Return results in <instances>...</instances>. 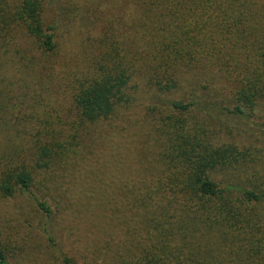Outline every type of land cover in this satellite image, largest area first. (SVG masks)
<instances>
[{
	"label": "trees",
	"instance_id": "16d2710c",
	"mask_svg": "<svg viewBox=\"0 0 264 264\" xmlns=\"http://www.w3.org/2000/svg\"><path fill=\"white\" fill-rule=\"evenodd\" d=\"M79 14L98 34L59 76L49 59L61 21L43 0H0V197L51 215L57 195L45 192L104 148L139 82L158 166L141 152L138 180L115 183L126 256L264 264V0H85ZM230 119L249 125L250 145L232 140Z\"/></svg>",
	"mask_w": 264,
	"mask_h": 264
},
{
	"label": "rangeland",
	"instance_id": "374dc122",
	"mask_svg": "<svg viewBox=\"0 0 264 264\" xmlns=\"http://www.w3.org/2000/svg\"><path fill=\"white\" fill-rule=\"evenodd\" d=\"M43 1L48 19L56 17L61 21L57 57L49 60L59 76H63L67 68L73 70L80 64L83 53L98 34V25L79 17L85 0ZM134 86L132 103L109 122L111 133L107 129L101 132L104 148L73 165L60 184L51 183L50 190L45 192L57 195L50 204L51 215L46 216L26 195L0 197V248L7 255V264H63L64 258L76 264H116L123 259L122 264H145L147 260L127 257L124 252L120 238L123 232L119 233L118 226L127 212L121 210L123 206L115 198L118 180L124 178L131 183L138 180L133 170L141 152L152 160L150 166H158L152 143L156 133L145 110L146 86L139 82ZM48 101L68 106L63 96L49 95ZM229 123L232 140L250 145L249 125L232 119ZM33 194L37 197L38 190L34 188ZM106 200L105 206H114V211H101ZM96 205L103 207L95 211L91 207Z\"/></svg>",
	"mask_w": 264,
	"mask_h": 264
}]
</instances>
